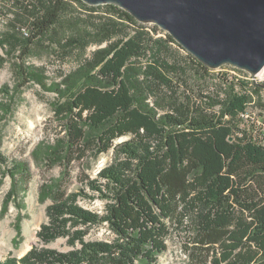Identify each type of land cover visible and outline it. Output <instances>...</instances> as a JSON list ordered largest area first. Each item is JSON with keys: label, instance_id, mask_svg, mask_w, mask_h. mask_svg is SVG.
<instances>
[{"label": "trees", "instance_id": "obj_1", "mask_svg": "<svg viewBox=\"0 0 264 264\" xmlns=\"http://www.w3.org/2000/svg\"><path fill=\"white\" fill-rule=\"evenodd\" d=\"M3 9L0 46L20 52L13 62L20 86L36 81L64 100L55 115L67 163L88 152L123 157L101 172L108 217L60 193L39 235L49 242L65 235L68 222L108 221L123 246L95 243L83 257L32 249L0 264H154L173 229L188 234L191 264H264V140L244 117L251 110L264 116L261 85L231 66L208 68L158 26L116 5L0 0ZM52 51L79 61L61 83L27 65ZM0 160L7 163L2 154ZM13 167V177L27 183L28 168ZM104 253L109 258H96Z\"/></svg>", "mask_w": 264, "mask_h": 264}, {"label": "rangeland", "instance_id": "obj_2", "mask_svg": "<svg viewBox=\"0 0 264 264\" xmlns=\"http://www.w3.org/2000/svg\"><path fill=\"white\" fill-rule=\"evenodd\" d=\"M5 13L4 9L0 11V35L6 31ZM19 55V51L9 53L7 47L0 46V57L4 58L0 59V154L7 159L6 164L0 160V262L9 258L20 260L32 249L83 257L87 246L95 243L123 246L108 221L68 222L65 235L49 242L39 235L42 227L49 224V209L59 201L60 193L82 210L108 217L111 200L102 194L107 193L108 181L101 177V172L120 163L123 157L113 150L98 157L88 152L84 158L73 156L67 163L66 135L62 120L55 115V108L64 100L36 81L20 86L13 70ZM27 65L44 70L47 82L61 83V75L76 69L79 61L75 55L52 51L33 55ZM250 115L254 119H246L264 140V116L258 110H251ZM128 140L124 137L116 144ZM19 162L28 168L27 183L20 175L13 177L19 172L13 166ZM167 245V252L154 264H191L185 250L188 234L184 230L173 229ZM98 256L109 258L107 253ZM133 264L146 263L136 260Z\"/></svg>", "mask_w": 264, "mask_h": 264}, {"label": "water", "instance_id": "obj_3", "mask_svg": "<svg viewBox=\"0 0 264 264\" xmlns=\"http://www.w3.org/2000/svg\"><path fill=\"white\" fill-rule=\"evenodd\" d=\"M116 5L156 25L210 69H264V0H81ZM264 88V85H261Z\"/></svg>", "mask_w": 264, "mask_h": 264}, {"label": "built area", "instance_id": "obj_4", "mask_svg": "<svg viewBox=\"0 0 264 264\" xmlns=\"http://www.w3.org/2000/svg\"><path fill=\"white\" fill-rule=\"evenodd\" d=\"M223 67H224V66H223ZM223 67L218 68V69H215V70L220 71V70H222ZM231 67H232V66H231ZM232 68H234V69H236V70H240V69H237V68H235V67H232ZM240 71H242V72H244V73L246 74V77H244V76H242V77L248 79L249 81H251L252 84H256V85H264V69H263L260 73H258L256 76H252L251 74H249V73H247V72H245V71H243V70H240ZM232 73H234V74H236V75H238V76H241V75L237 74L236 71H232ZM263 95H264V91H263ZM244 117H245V118L254 119L255 116H254V117H251V115H250V111H249V112L247 113V115H245Z\"/></svg>", "mask_w": 264, "mask_h": 264}]
</instances>
